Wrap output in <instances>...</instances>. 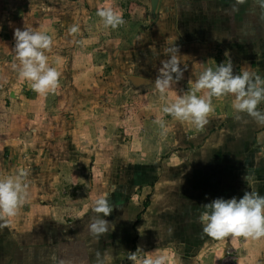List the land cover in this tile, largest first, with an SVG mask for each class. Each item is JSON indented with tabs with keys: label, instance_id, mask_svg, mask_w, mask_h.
I'll list each match as a JSON object with an SVG mask.
<instances>
[{
	"label": "rangeland",
	"instance_id": "1",
	"mask_svg": "<svg viewBox=\"0 0 264 264\" xmlns=\"http://www.w3.org/2000/svg\"><path fill=\"white\" fill-rule=\"evenodd\" d=\"M105 7L118 11L123 23L105 26L97 15V9ZM157 17L158 8L151 18L149 7L134 0H0V178L24 173L21 182L27 187L18 209L24 210L27 203L29 221L46 212L51 215V220L42 218L40 228H47L48 237H63L61 248L74 255L83 248L73 243L76 237H86L87 243L91 237L108 236L89 228L92 218L102 216L94 209L103 199L110 208L119 204L122 219L117 222L126 223L121 227L126 239L114 261L131 264L127 224L132 216L126 211L145 195L126 183L143 178L138 174L142 163L173 166L180 155L197 147L191 122L163 112L164 106L194 86V79H174L164 93L156 88L168 56L164 48L151 50L145 45L146 33L159 26ZM73 24L78 31L69 34ZM24 27L52 38L45 55L59 72L53 91L37 93L12 67L19 64L14 31ZM133 77L148 84L134 86ZM158 119L166 132L155 122ZM155 199L163 201L159 195ZM47 223L53 226L49 229ZM142 238L137 247L144 252L149 243ZM214 249L206 254L205 264H264V237H225ZM174 253H163L167 264L181 259Z\"/></svg>",
	"mask_w": 264,
	"mask_h": 264
},
{
	"label": "crops",
	"instance_id": "2",
	"mask_svg": "<svg viewBox=\"0 0 264 264\" xmlns=\"http://www.w3.org/2000/svg\"><path fill=\"white\" fill-rule=\"evenodd\" d=\"M157 18L159 26L150 35L146 33L145 47L154 50L178 45L185 82L194 79V83L208 59L212 68L221 59L230 60L237 66L233 68L235 73L247 68L264 77V6L257 0H160ZM206 91L201 90L197 95ZM233 99L232 94L212 97L213 110L207 116V123L202 128L189 123L193 132L196 131L194 146L197 147L180 155L175 165L161 164L160 168L155 162L142 163L138 174L143 178L126 183L145 195L142 202L126 211L132 216L127 224L130 251H134V239L137 248L138 243L144 242L142 237H147L149 245L144 252L176 251L174 257L185 263L205 264L206 254L213 248L215 252L223 238L234 234L218 239L204 234L199 220L203 205L217 197L239 198L245 190L264 195V125L247 114L238 116L232 108ZM257 107L264 111V102ZM245 173L251 184L242 181ZM148 176L153 179L149 180ZM158 195L163 201L157 202ZM179 201L181 205L172 207ZM145 203H148L146 207ZM26 204L24 210L17 209L7 226L0 228V264H95L98 252L105 254V264H120L114 260L119 257V244L126 239L121 237V227L126 223L121 226V221L117 222L122 219L118 203H114L108 214L112 228L105 231L108 236L91 237L87 243L86 237L81 240L76 237L73 243L83 246L76 255L67 247L61 248L63 237H48L44 232L47 228H40L44 225L38 224L42 218H52L47 212L44 217H33V221L26 219L31 213ZM45 226L50 229L53 225ZM15 233L18 237H12Z\"/></svg>",
	"mask_w": 264,
	"mask_h": 264
},
{
	"label": "clouds",
	"instance_id": "3",
	"mask_svg": "<svg viewBox=\"0 0 264 264\" xmlns=\"http://www.w3.org/2000/svg\"><path fill=\"white\" fill-rule=\"evenodd\" d=\"M264 6V0H257ZM97 15L102 18L105 26L117 27L123 23L120 13L111 7L98 8ZM69 34L76 33L78 26L73 24L67 29ZM14 52L19 64L12 67L20 78L30 82L31 88L37 93L53 91L58 86L59 72L48 64L45 50L50 49L52 38L45 32L34 31L31 28H17L14 31ZM168 59L162 62L156 79V88L164 93L173 82L183 76L179 64V46L173 45L164 49ZM201 90H207L203 95H197ZM232 94V108L239 116L247 114L259 124L264 125V111L258 105L264 102V77L257 76L241 68L238 73L233 71L230 60L221 61L215 68H205L194 82V86L185 94L179 96L173 103L163 107V112L174 119L189 121L197 128L207 123V116L213 110L211 98ZM166 132L162 120L155 121ZM23 172L15 177L0 178V228L8 225L9 219L16 215L19 205L23 202L26 185L22 184ZM242 181L251 184L245 173ZM199 220L202 232L211 238H222L228 234L251 238L264 237V195L256 191L245 190L237 198L225 199L217 197L203 205ZM103 216L92 218L89 228L100 234L109 229L110 221L105 217L111 212L106 200H98L96 208ZM127 259L131 264H167L168 257L156 251L142 252L138 246L135 251H128ZM95 264H105V254L97 253ZM176 264H183L179 258Z\"/></svg>",
	"mask_w": 264,
	"mask_h": 264
},
{
	"label": "water",
	"instance_id": "4",
	"mask_svg": "<svg viewBox=\"0 0 264 264\" xmlns=\"http://www.w3.org/2000/svg\"><path fill=\"white\" fill-rule=\"evenodd\" d=\"M134 1H140L141 3H145L150 9L151 18H155L156 17L157 8L159 6L160 0H134ZM130 82L135 83L134 86H139V85H142V84H145V83L148 84V80L136 79L134 77L130 78Z\"/></svg>",
	"mask_w": 264,
	"mask_h": 264
},
{
	"label": "trees",
	"instance_id": "5",
	"mask_svg": "<svg viewBox=\"0 0 264 264\" xmlns=\"http://www.w3.org/2000/svg\"><path fill=\"white\" fill-rule=\"evenodd\" d=\"M136 191V190H135ZM146 200H148V196H146ZM148 203H145V207H146V205H147ZM139 218H140V215H138V220H139ZM137 220V221H138ZM134 250H135V248H136V239H134Z\"/></svg>",
	"mask_w": 264,
	"mask_h": 264
}]
</instances>
